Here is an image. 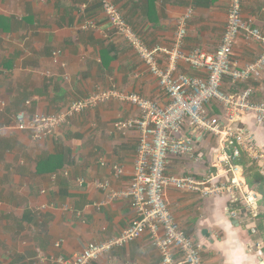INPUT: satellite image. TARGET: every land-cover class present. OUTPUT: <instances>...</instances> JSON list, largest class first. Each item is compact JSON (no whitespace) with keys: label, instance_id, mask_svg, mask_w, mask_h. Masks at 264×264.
I'll return each mask as SVG.
<instances>
[{"label":"crops","instance_id":"0c3cea01","mask_svg":"<svg viewBox=\"0 0 264 264\" xmlns=\"http://www.w3.org/2000/svg\"><path fill=\"white\" fill-rule=\"evenodd\" d=\"M112 1L150 47L170 48L179 19L189 14L184 50L213 52L226 23L227 0ZM241 10L243 20L264 34V0H242ZM89 23L93 27L82 29ZM54 52H59L57 62ZM258 54L254 40L240 39L234 48L239 66ZM158 61L163 64V55ZM177 71L199 75L185 64ZM248 85L253 99L263 101L264 73L259 82L236 87L227 77L222 81L226 93ZM98 89L166 103L155 78L136 52L114 35L97 2L0 0V264H58L59 258H71L89 243L117 237L134 219L129 198H108L110 192H127L131 181L137 134L114 125L137 117L134 106L104 102L75 114L44 139L14 128L18 113L27 120L56 115ZM212 111L221 116L216 106ZM241 126L264 151V128L251 117ZM198 139L204 146L215 144L210 137ZM166 198L183 232L202 245L203 264L264 262L255 221L241 205L175 190H168ZM234 209L244 213L234 219ZM174 259L181 258L176 254ZM160 262L145 234L113 248L96 264Z\"/></svg>","mask_w":264,"mask_h":264},{"label":"built area","instance_id":"2783aa9c","mask_svg":"<svg viewBox=\"0 0 264 264\" xmlns=\"http://www.w3.org/2000/svg\"><path fill=\"white\" fill-rule=\"evenodd\" d=\"M89 1L100 5L114 35L136 52L157 81L166 103L159 104L133 92L98 89L71 102L56 115H33L28 120L24 113L15 115L14 128L30 130L32 138L38 140L52 137L55 129L67 124L75 114L104 102H126L138 110L137 117L114 125L118 131L131 130L137 134V149L127 192H110L108 196L109 200L129 198L134 219L117 237L89 243L78 254L59 258L57 263L96 264L100 258L109 256L113 248L147 234L160 256V264H203L202 245L183 232L169 207L166 192L175 190L194 193L201 199H227L231 204L241 205L248 219L255 221L260 196L246 185L237 160L243 153L255 163L261 162L264 168V151L258 150L253 135L241 126L244 118L251 117L264 128V100L255 101L249 85L226 93L222 81L227 77L236 87L261 80L264 34L243 20L242 0H227L224 31L213 52L184 50L189 14L179 19L170 48L150 47L134 32L112 0ZM89 27L93 24L82 29ZM240 39L259 44L257 58L243 66H239L234 56ZM58 55L59 52L53 53L54 62ZM159 55H163V64H159ZM179 64L199 75L178 72ZM213 106L219 108L221 116L212 111ZM198 135L210 137L214 146H204ZM113 169L121 173L117 166ZM240 214V209L230 212L234 219ZM258 248L261 249L260 244ZM176 254L181 258L179 261L174 259Z\"/></svg>","mask_w":264,"mask_h":264},{"label":"trees","instance_id":"16d2710c","mask_svg":"<svg viewBox=\"0 0 264 264\" xmlns=\"http://www.w3.org/2000/svg\"><path fill=\"white\" fill-rule=\"evenodd\" d=\"M237 163L243 168V177L246 185L259 194V211L255 219V232L263 243L262 254L264 255V168L254 161L250 160L247 155L241 154Z\"/></svg>","mask_w":264,"mask_h":264},{"label":"rangeland","instance_id":"374dc122","mask_svg":"<svg viewBox=\"0 0 264 264\" xmlns=\"http://www.w3.org/2000/svg\"><path fill=\"white\" fill-rule=\"evenodd\" d=\"M241 213H244V212H241Z\"/></svg>","mask_w":264,"mask_h":264}]
</instances>
